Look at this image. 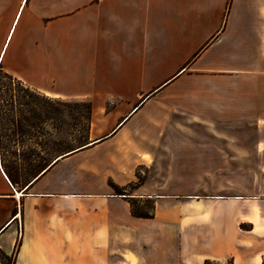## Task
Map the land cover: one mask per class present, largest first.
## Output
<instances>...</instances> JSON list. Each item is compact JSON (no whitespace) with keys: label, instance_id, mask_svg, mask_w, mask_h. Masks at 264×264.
<instances>
[{"label":"crops","instance_id":"0c3cea01","mask_svg":"<svg viewBox=\"0 0 264 264\" xmlns=\"http://www.w3.org/2000/svg\"><path fill=\"white\" fill-rule=\"evenodd\" d=\"M0 72L41 98L0 101L13 264H264V0H0ZM84 102L88 139L112 131L60 152L59 106ZM159 107L172 177L130 193Z\"/></svg>","mask_w":264,"mask_h":264},{"label":"rangeland","instance_id":"374dc122","mask_svg":"<svg viewBox=\"0 0 264 264\" xmlns=\"http://www.w3.org/2000/svg\"><path fill=\"white\" fill-rule=\"evenodd\" d=\"M16 89L20 97L23 99H41L38 95L30 92L28 89L22 86V83L16 79H13L4 73L0 72V101L3 99L9 98L10 91L9 89ZM141 101V99H140ZM162 107L158 109H152L149 113L144 114L142 122H140L138 131L143 132L142 138L143 142L151 144L152 149L148 153L139 152V164L135 167V172L133 176V181L128 183L125 188L128 192H133V190L146 180H152L155 183L162 182L166 177H172V173L160 172L158 168L162 163H167L168 157L163 156V153L168 152L169 140L168 134H165L169 131L168 124H148V116L154 115V113H161ZM111 110V109H106ZM105 109H102V114ZM130 109L124 110V115L121 117L122 120L124 116L128 114ZM59 117H60V152H65L76 148L80 145H83L89 141H92L96 138H100L112 131L113 123L109 121H102L99 127L94 133V137L88 139L87 137V125L88 118L90 114V108L87 102L84 103H75L74 105H69L66 107L65 104H60L59 106ZM113 125V126H112ZM71 126H74V130L71 131ZM153 127H156V139H148L146 133L152 130ZM176 128L183 130L180 125H176ZM141 142V141H140ZM153 164L157 165L154 166ZM112 190L115 193H122L121 187H116L112 183ZM261 192L264 194V187H262ZM135 209L141 213H148L151 211V202L150 200H137L135 202ZM14 263V253L11 255L5 254L0 250V264H13ZM208 264H216V262H209ZM229 264V261H227Z\"/></svg>","mask_w":264,"mask_h":264},{"label":"trees","instance_id":"16d2710c","mask_svg":"<svg viewBox=\"0 0 264 264\" xmlns=\"http://www.w3.org/2000/svg\"><path fill=\"white\" fill-rule=\"evenodd\" d=\"M135 204V203H134ZM132 203V213L135 215V216H139V217H151L153 215V213L150 211L148 213H141L139 211H137L135 209V205ZM151 208H152V205H151ZM209 262H206L205 264H208Z\"/></svg>","mask_w":264,"mask_h":264},{"label":"water","instance_id":"95a60500","mask_svg":"<svg viewBox=\"0 0 264 264\" xmlns=\"http://www.w3.org/2000/svg\"><path fill=\"white\" fill-rule=\"evenodd\" d=\"M137 106H138V105H137ZM137 106H136V107H137ZM136 107H135V108H136ZM99 139H100V138H99ZM96 140H98V139H96ZM96 140H94V141H96ZM92 142H93V141H92ZM87 144H89V143H87ZM87 144H84V145H87ZM84 145H83V146H84Z\"/></svg>","mask_w":264,"mask_h":264},{"label":"bare ground","instance_id":"6f19581e","mask_svg":"<svg viewBox=\"0 0 264 264\" xmlns=\"http://www.w3.org/2000/svg\"><path fill=\"white\" fill-rule=\"evenodd\" d=\"M18 195L20 196L21 194L19 193Z\"/></svg>","mask_w":264,"mask_h":264},{"label":"built area","instance_id":"2783aa9c","mask_svg":"<svg viewBox=\"0 0 264 264\" xmlns=\"http://www.w3.org/2000/svg\"><path fill=\"white\" fill-rule=\"evenodd\" d=\"M216 264H221V263H216Z\"/></svg>","mask_w":264,"mask_h":264}]
</instances>
